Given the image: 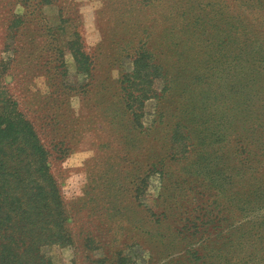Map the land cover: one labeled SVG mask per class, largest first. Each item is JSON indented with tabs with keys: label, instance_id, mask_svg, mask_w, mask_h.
Masks as SVG:
<instances>
[{
	"label": "rangeland",
	"instance_id": "obj_1",
	"mask_svg": "<svg viewBox=\"0 0 264 264\" xmlns=\"http://www.w3.org/2000/svg\"><path fill=\"white\" fill-rule=\"evenodd\" d=\"M254 24L264 0H0V96L35 124L71 214L75 241L47 246L53 264H121L127 253V264H188L201 246L208 264H264V167L232 169L243 138L260 153L236 86L255 80V56L235 43L253 46ZM80 38L90 72L74 54ZM145 40L167 77L152 83L142 133L120 78ZM191 103L203 110L190 117ZM181 114L204 139L155 171Z\"/></svg>",
	"mask_w": 264,
	"mask_h": 264
},
{
	"label": "trees",
	"instance_id": "obj_2",
	"mask_svg": "<svg viewBox=\"0 0 264 264\" xmlns=\"http://www.w3.org/2000/svg\"><path fill=\"white\" fill-rule=\"evenodd\" d=\"M33 3L35 1H31L28 7L39 10L40 3ZM256 26H253L256 37L253 46L250 41L247 46L242 45L241 37L235 39V43H239L237 52L241 57L255 56L252 64L255 68V80L250 84L239 77L236 86L241 109L238 114L241 117L244 113L250 114L255 119L249 133L260 140V153L250 150L251 141L246 137L243 138L244 143H239L238 154H232L235 162L232 169L239 177L248 174L246 171L253 163L264 167V25L261 28ZM79 43L82 49L74 54L80 61L84 57L85 66H82L90 72L91 62L83 49L81 38ZM148 43V40H145L140 45L134 58L133 70L124 72L120 78L122 100L125 108L131 112V120L128 122L132 128L141 130L142 133L145 132L142 120L145 114L144 104L151 95L157 94L152 83L159 77H167L164 65L157 62V53ZM3 63L4 60H0V64ZM230 64L239 70V63L231 61ZM210 101V97L205 98V107H208ZM191 104L193 106L188 109L190 117L193 108L197 111L203 110L200 105ZM252 109L254 115L251 113ZM238 114L236 121L242 120ZM184 119L189 118L181 114V119L172 126L169 133L170 157H162L155 164V171L163 172L161 169L168 158L186 157L194 136L204 139V136L200 137L204 132L202 128L199 129L200 124L193 125L191 130ZM124 146L130 152V143L127 140ZM242 149L243 151H240ZM159 164L162 166L159 167ZM161 216L158 217L159 221L162 220ZM164 216L166 214H163ZM70 217L68 204L51 165L49 149L35 124L21 110L17 101L4 93L0 96V264H53L52 258L45 252L47 246L69 245L75 241ZM192 249L194 251L189 255L188 264H208L210 254L204 246ZM128 255L129 253L120 258L121 264L128 263Z\"/></svg>",
	"mask_w": 264,
	"mask_h": 264
}]
</instances>
